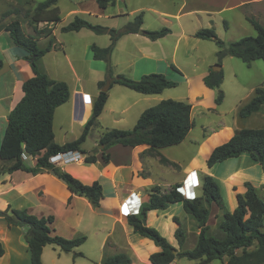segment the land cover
Wrapping results in <instances>:
<instances>
[{
	"label": "crops",
	"instance_id": "0c3cea01",
	"mask_svg": "<svg viewBox=\"0 0 264 264\" xmlns=\"http://www.w3.org/2000/svg\"><path fill=\"white\" fill-rule=\"evenodd\" d=\"M197 1L170 0L172 5L167 8L155 7V2L153 1L151 6H141L131 11L132 6L127 0H117L113 6L114 9L109 6L105 10L100 9L94 1H91L93 3L88 5V0L70 1L71 5L62 9L60 1H58L61 22L55 26H49L50 28L53 27L55 45L42 58L40 69L51 79L64 81L68 84L72 100L70 122L78 124L80 127L82 126L76 138L65 140V142L58 144L62 145L80 137L85 124L91 117L93 102L100 93L99 83L108 82L106 75L107 65L103 61L94 59L91 47L93 45L100 48L108 47L111 43L110 36L98 35L86 28L76 32H62V28L71 23L76 17H81L95 25L121 29L132 22L134 20L133 17L143 13L144 30L158 31L163 28H169L171 30L170 34L155 41L150 40L143 33L124 35L116 43L109 66L114 78L124 75L130 79L139 80L145 75L162 74L168 80L186 87L187 98H175L166 93L168 89L161 94L145 95L118 84H114L112 87L110 85L108 100L102 114L98 118V126L96 128H100L102 132L98 136L97 141L100 140V137L107 129H133L146 109L168 99L192 104L194 128L182 145L190 142L192 146L198 143L201 146H206L202 142L205 137L203 138L204 140H201V144L199 142L200 138L193 136L192 133L194 129L198 128L197 118H200L199 127L203 130V133H209L206 136L208 139L211 137L210 134H216L215 136H218L220 141H222L220 144L214 145L213 150L228 142L239 130L248 128L245 125H241V122L252 118L259 112L242 119L239 116V111L254 97L257 86L255 84L246 86L236 79L233 82L234 87L231 91L235 104L228 107L226 104L227 90L224 89L223 102L217 105L215 102L217 90L206 87L204 83V78L218 62V50L202 55V51H204L202 46L205 44L204 41L208 40L196 38L195 34L200 29L198 25L193 24L190 16L196 12H210L213 10L209 7L203 11L198 9L195 5ZM121 3L127 5V10ZM253 3L264 4V0H255ZM104 19L112 23L102 21ZM45 25L41 23L37 29L40 30ZM48 42L49 38L41 37L38 39L39 46L44 44L46 47ZM2 55L5 58L0 59L4 63L0 69V125H4L5 129L3 130V137H0V148L8 125V116L24 96L23 84L34 76L30 63L24 58V53L14 45L10 34L0 29V56L2 57ZM234 59L237 58L226 57L222 61L224 81L221 88L225 85V69H227V65L234 64ZM255 62L249 67L256 64ZM84 77H91L90 85L86 83ZM70 79H72L73 84ZM72 85H75V88H72ZM78 94L81 95L80 100L77 96ZM63 106L57 110H61ZM229 111L233 113L232 120L227 119ZM55 141H57L56 134ZM182 145L180 144V146ZM82 150L86 151L83 145ZM146 150V146L131 148L116 145L106 152V154H109L108 161L103 159L102 152H100L97 155L102 156V158L99 159L96 156V162L90 166L61 165L64 170L85 184H92L97 180L100 182L103 187L104 198L98 208H94L87 198L72 194L64 182L50 173L44 172L31 175L24 171H16L12 174L4 173L0 175V212L10 207L11 209L25 210L38 218L53 216L55 220L51 228L54 230V234L66 239H75L86 235L88 232L91 233L96 238L100 250L96 264H100L106 255L112 256L116 254L128 255L132 260V264H152L149 261V257L159 252L160 248L153 241L135 234L130 227L129 217H125L122 208L128 199L132 198L130 196L132 194L136 196L135 202L132 204L134 205L133 210L137 211L135 215L138 216L141 206L148 202L154 187L183 185L187 175L194 171L200 183H202L201 178L204 175L212 176L218 183L220 191L222 193L223 191L220 183L211 173V169H214L215 166L212 168L207 166V171H204V168H200L202 171V177H200L199 170L196 168L187 167L183 170L180 162L166 153L168 148L161 149L159 154L176 163L178 165L176 169L162 165L160 156L141 157ZM137 156L140 159L139 163ZM194 158H198V155L192 156V159ZM224 162L235 164L223 180L228 186V191L232 192V198L236 200L233 211L237 207V195H244L247 191L246 183H250L256 189L260 198H262L261 193L264 192V169L259 162L254 161L247 154ZM34 164L35 161L30 160V166H34ZM156 164L160 168H171L178 176V182L166 184L167 181L163 180L161 175L151 172L153 167H156ZM160 172L165 175L167 171L160 169ZM238 185H242V188L237 187ZM197 189H200L199 195L197 194ZM201 189V186L195 188L194 191L192 189L191 196L194 194L199 197L202 194ZM187 193L188 190L186 188L185 194ZM231 196L228 195L229 200ZM262 199H264V196ZM216 209L219 208L214 205L211 216L214 213L215 217L222 218L226 208L217 211ZM178 214L183 216V221L188 225L186 230L183 229L185 234L187 233V237L191 234L194 235L193 244L195 247L200 228L196 220L190 218L184 211L181 204L171 205L163 211L148 212L146 224L154 227L157 225L158 219H163L164 221L172 219L174 222V217H177L182 227V221ZM149 217H151L150 220ZM212 219L210 217L208 221L210 229ZM177 228L178 225L175 223V232ZM175 232L174 236H172V233L170 235L171 238H174L170 243L174 247H179L177 246L178 241L176 240ZM25 233L26 228H10L6 220L0 217V235H2L0 242L5 250V254L0 257V264H31L30 250L24 240ZM10 240L11 251L8 249ZM184 245H186V241ZM48 248L50 246L45 247L42 254L43 264H46L45 259L48 255ZM53 250L55 251V249ZM84 255L85 258L89 257L88 254ZM178 260L173 264H178ZM56 261H59V259H56ZM56 261L53 260L50 264H60Z\"/></svg>",
	"mask_w": 264,
	"mask_h": 264
},
{
	"label": "trees",
	"instance_id": "16d2710c",
	"mask_svg": "<svg viewBox=\"0 0 264 264\" xmlns=\"http://www.w3.org/2000/svg\"><path fill=\"white\" fill-rule=\"evenodd\" d=\"M58 1L45 0L37 3L35 8L27 14L34 26L35 36L26 34L18 21H13L3 28L10 34L14 45L24 53V58L30 63L34 76L24 82L22 87L24 96L8 116V125L0 148V175L12 174L16 171H24L31 175L50 173L64 182L72 194L87 198L94 208H98L104 198L100 182L84 184L50 162L51 157L63 152H80L86 155L82 145L86 142L91 130L98 126V118L109 97L108 91H102L106 82H100V93L93 103L91 117L85 124L80 137L62 145L55 141L53 128L55 113L59 107L69 102L71 91L66 82L53 80L45 74L40 69V60L55 45L53 27L49 26H55L61 22ZM116 1L96 0L102 10L114 6ZM14 12L18 14V9ZM7 14H11V11ZM248 21L253 25L257 35L231 42L227 46L219 39L213 28L200 29L195 36L198 39L216 43L219 47L217 63L220 65L226 57L240 59L247 66L257 60L264 62V26L252 18H248ZM143 22V13H140L121 29H114L95 25L81 17H76L62 28V32H76L86 28L98 35H109L111 43L108 47L100 48L93 45L91 50L95 60L106 63L107 80L111 82V87L118 84L145 95L161 94L166 89L177 87L178 84L168 80L162 74L145 75L139 80L130 79L124 75L114 78L109 66L116 43L124 35L142 32L144 36L155 41L171 33L169 28L158 31L144 30ZM41 23L46 25L38 30L37 27ZM225 24L227 27V23ZM41 37L49 38L44 48L38 45V39ZM3 64L0 60V69ZM223 81V69L213 71L211 68L204 78L206 87L218 91L215 100L217 105L224 100V92L221 89ZM262 108H264V88L257 87L254 97L240 109L239 116L242 119L247 118L260 112ZM193 128L192 104L168 99L146 109L131 130L107 129L100 137L99 145L103 147L101 152L105 161L109 160V154L106 152L113 146L122 145L131 148L146 146L147 150L141 157L160 156L162 165L178 168L176 163L160 155L159 151L182 144ZM243 154L259 162L264 169V128L239 130L228 142L213 150L207 160V166L212 168L216 164ZM260 159H262L261 162ZM30 160L35 161L34 166H30ZM86 162L94 164L96 156H87ZM179 187L181 185H176L164 194L159 187H154L150 193L149 202L141 206L138 216L132 215L128 218L129 225L135 234L153 241L160 248L159 252L149 257L152 264H173L182 258L198 261L197 264H210L217 260L223 261L225 258L228 259L225 264H264V199L260 198L250 183H246L247 191L244 195H237L236 209L231 213L225 212L222 216L218 225L222 232L220 237L209 235L208 221L213 206L222 210L225 208L220 187L214 178L209 175L202 177V194L194 199L185 198L176 190ZM174 204H181L184 211L199 225L200 234L192 250H183L186 234L177 217H174V222L178 225L175 237L179 249L164 238L158 230L144 224L148 212L163 211ZM0 217L6 220L10 228H26L24 240L30 250L31 264H43L42 254L47 246H57L64 253L85 258V255L76 252V249L86 242V237L66 239L55 235L51 228L55 220L53 216L38 218L25 210L9 207L0 212ZM4 254L5 250L0 242V257ZM100 264H132V260L126 254L106 255Z\"/></svg>",
	"mask_w": 264,
	"mask_h": 264
},
{
	"label": "rangeland",
	"instance_id": "374dc122",
	"mask_svg": "<svg viewBox=\"0 0 264 264\" xmlns=\"http://www.w3.org/2000/svg\"><path fill=\"white\" fill-rule=\"evenodd\" d=\"M44 1L45 0H22L21 2H17L16 0H0V29L3 30V28L9 25L11 22L18 21L20 22L26 34L34 35L35 34L33 30L34 26L31 24L30 16H27V14H29V12L35 8L37 3ZM59 1H60V7L63 9L66 6L71 5L70 1L76 2L78 0H59ZM91 1L97 3L96 0H88L87 4L90 5V3H93ZM127 1L132 6L130 11L134 8H138L141 6H151V3L153 1L155 2L154 6L155 7L159 6V8L161 7L167 8L170 5H172L170 0H127ZM253 2H255V0H198L197 3L195 4L198 9H201L203 11V10H207L206 8L209 7L213 11L200 12V13L196 12L194 15L190 16V18L192 19L193 24L199 26V29L213 28L216 34L218 35L219 39H221L227 46L231 42L239 41L245 37H250V36L255 37L257 35L253 25L251 24L250 21H248V18L255 19L264 26V4H254ZM121 5L124 4L121 3ZM127 5L123 6L125 10H127L126 9ZM15 9H18V14L14 12ZM111 9H114V7L111 6ZM8 11H11V14H7ZM102 21H105V19ZM105 22L112 23L107 20ZM225 23H227V27ZM204 43L205 44L202 46L204 47V51H202V55L213 53L214 50H219V47L216 45V43L212 41L208 40V41H204ZM39 47L44 48L45 46L44 44H41ZM1 58L4 59L5 57H3L2 55V57L0 56V59ZM41 60H40V64L42 63ZM233 62L234 64L227 65V69H225L226 72L225 85L223 86V88H221L224 93H225L224 89L227 90L226 104L228 107L235 104L234 96H232L231 91L234 87L233 82L236 79H238L241 82V84L246 86H252L255 84V86L257 87L264 88L263 61L258 60L255 62L256 64H253V66L251 67L247 66L245 63H243L241 60L238 59H234ZM215 65H218V63H216ZM71 80L72 79H70V82L73 84ZM84 80H86V83H88L89 85L91 84V77H84ZM74 86L72 85V88H75ZM166 93H169L172 97L175 98L176 97L187 98L186 87L184 85H178L175 88L168 89ZM216 94H218V91L216 92ZM77 96L80 100L81 95L78 94ZM71 104H72V100L70 99L69 102L66 103V105L63 106L61 110H57V114L55 115L54 130L56 134L57 143L65 142V140H73L74 138H76V135L82 128V126L80 127L78 124H72L70 122ZM227 117H228L227 119L232 120L233 113L229 111ZM199 122H200V118H197L198 128L194 129L192 133L193 136H197L200 138L199 142H201V140H204L203 138L205 137V140L202 142L206 146H201L199 145V143L195 146H192L190 145L191 144L190 142H187L186 144L183 145L181 144L182 146L179 145V146H172V148L169 147L168 150H166V153L169 156H171V158L177 159L180 162L183 170L186 169L187 167L196 168L199 170L200 177H202V171L200 168H204V171L208 170L207 160L211 155V153L213 152L212 148H214L213 147L214 145L220 144L222 141H220V138L218 136L217 137L215 136L216 134H210L211 137L208 139L206 136H208L209 133L208 132L203 133V130L199 127L200 126ZM241 125H245L248 128H264V108H262V110L259 113L255 114V116H253L252 118L242 121ZM4 129H5L4 125L1 124L0 137H3ZM101 132L102 131L100 128L95 127L89 133L86 142L83 144V148L86 150L87 156L95 155L99 159L102 158V156L97 155L100 154V152L103 149V147L99 148V146L101 145H99V141H97L98 136L101 134ZM86 155H84L85 158L87 157ZM195 155H198V158L192 159V156ZM137 159L139 163L140 161L139 156H137ZM234 165L235 164H232L231 162H223L216 164L215 168L211 169V173L214 175V177H216V179L220 183L221 190L223 191V193L222 192L221 193L224 194L223 196H224L225 208H226L224 212H228V213L233 212V207L235 206L236 200L232 198L231 196L232 192L228 191L229 190L228 186L223 180L226 177V174H228V171H230ZM160 169H162L163 171H167L165 175H163L160 172ZM151 172L161 175L162 176L161 178L167 181L166 184L171 182H178L177 180H179L178 176L171 168H165V167L160 168L158 164H156V167H153V170H151ZM174 186L176 185L160 186L159 188L161 189V193L164 194L169 192L171 188H173ZM237 187L242 188V185L241 186L238 185ZM199 193H200V189H197V194L199 195ZM187 194L189 196L192 195L191 191L188 192ZM261 194L263 198L264 192H262ZM228 195L231 196L230 200ZM184 197L186 198V196ZM217 210L219 209H216V211ZM178 216L182 221V229L186 230L187 228L186 226L188 225L183 221V216H180L179 214ZM215 216L216 215L214 213L212 216H210L213 219L211 221L212 226L209 231V235L220 237L222 236V232L220 231L218 225L222 218L219 217L217 218ZM189 217L194 219L190 215ZM150 219L151 217H149V220ZM169 221L158 219L156 223L157 224L156 226L158 227L156 226L154 227L152 226V227L153 228L156 227L155 228L156 230L159 229L158 230L159 233L169 242H171L173 241L174 238H171L170 235L172 233V236H174L175 223L172 221V219H169ZM191 235L190 236L188 235L187 237V233H186V240H185L186 245H184L183 250H192L194 248V244H193L194 235L193 234ZM1 236L2 235H0V237ZM83 236L86 237V242L82 246L77 248L76 252H82L83 254H88L89 256L88 258L83 259L82 257H74L73 254L62 252L60 248L57 246H50V248H48V255L45 259V263L50 264L53 260L56 261V259H59V261L56 262L60 264H96L99 258L98 254H100V250L97 245L96 238L89 232ZM10 246H11V240L9 241V247H8L9 251H11ZM176 248L179 249V247ZM53 249H55V251ZM227 260L228 259L225 258L223 261L217 260L211 262L210 264H225ZM197 262L198 261H192L187 258H182L178 260V264H197Z\"/></svg>",
	"mask_w": 264,
	"mask_h": 264
},
{
	"label": "built area",
	"instance_id": "2783aa9c",
	"mask_svg": "<svg viewBox=\"0 0 264 264\" xmlns=\"http://www.w3.org/2000/svg\"><path fill=\"white\" fill-rule=\"evenodd\" d=\"M24 158L27 159V156L24 155ZM50 162L52 164L60 167L65 172H67V171L64 170L61 167V165H70V166L71 165H84V166H90V165H92V164H88L86 162L85 156L82 153H80V152H63V153H59V154L51 157L50 158ZM86 164H88V165H86ZM67 173H69V172H67ZM74 178H76V177H74ZM95 182H99V181L97 180ZM87 185H91V184H87ZM189 185H191V188L193 189V191H194L195 188H198V187L201 186V183L199 182L198 177H197V175H196L195 172H192L191 174H189L188 177L186 178V180L183 182V185L181 187H179V188L176 189L183 196H186L187 199H194L196 197L194 194H193V196H189V195L185 194V192H184L185 188H188ZM130 197H132V198L128 199V201L122 207L123 210H124L123 211V214L125 215V217H130L132 215H135V213L137 212V211H134L133 210L134 209L133 208L134 205L132 204V203L135 202L134 200H135L136 196H134V194H132ZM149 199H150V196H149ZM148 202H149V200H148Z\"/></svg>",
	"mask_w": 264,
	"mask_h": 264
},
{
	"label": "water",
	"instance_id": "95a60500",
	"mask_svg": "<svg viewBox=\"0 0 264 264\" xmlns=\"http://www.w3.org/2000/svg\"><path fill=\"white\" fill-rule=\"evenodd\" d=\"M140 33H142V32H140ZM222 69V66L221 65H215V66H213L212 67V70L213 71H219V70H221ZM110 85H111V83H110V81H108L107 83H106V86L103 88V92H107L108 90H109V88H110ZM99 148H102V146H99ZM262 161V159H260V162ZM144 224H146V220L144 221Z\"/></svg>",
	"mask_w": 264,
	"mask_h": 264
},
{
	"label": "bare ground",
	"instance_id": "6f19581e",
	"mask_svg": "<svg viewBox=\"0 0 264 264\" xmlns=\"http://www.w3.org/2000/svg\"><path fill=\"white\" fill-rule=\"evenodd\" d=\"M188 187V186H187ZM185 190H186V188H185ZM185 190H184V192H185ZM187 190H188V192H190L191 191V193H192V188H191V185H189V187L187 188Z\"/></svg>",
	"mask_w": 264,
	"mask_h": 264
}]
</instances>
